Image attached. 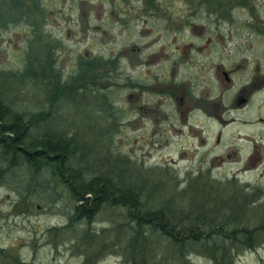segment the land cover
Listing matches in <instances>:
<instances>
[{
    "label": "rangeland",
    "instance_id": "374dc122",
    "mask_svg": "<svg viewBox=\"0 0 264 264\" xmlns=\"http://www.w3.org/2000/svg\"><path fill=\"white\" fill-rule=\"evenodd\" d=\"M148 2L41 0L47 23L39 49L53 46V67L44 76L40 69L27 76L30 27H0V96L17 112H48L37 132L70 139L72 163L84 167L87 178L107 175L141 189L143 203L168 209L178 228L186 223L217 233L188 242L182 252L149 226L136 237L125 207L103 205L90 223L71 222L75 201L51 167L35 173L0 145V264H264V162L243 170L244 162L231 155L232 142L216 143V126L199 113L184 122L168 102L152 113L131 108L137 96L154 108L161 98L141 93L138 83L166 64L160 57L136 65L135 46L155 45L141 51L147 58L185 41L178 29L183 24L215 25L199 0ZM81 57L101 62L87 72L90 82L88 74L78 76ZM58 79L62 85L54 92ZM233 229L254 238L227 237Z\"/></svg>",
    "mask_w": 264,
    "mask_h": 264
},
{
    "label": "flooded vegetation",
    "instance_id": "af4514ba",
    "mask_svg": "<svg viewBox=\"0 0 264 264\" xmlns=\"http://www.w3.org/2000/svg\"><path fill=\"white\" fill-rule=\"evenodd\" d=\"M198 4L207 6V18L214 26L189 19L192 24L178 28L186 33L185 41L166 44L147 58L141 51L155 45L135 46L136 65L160 57L166 58V64L155 78L143 74L146 83H138L141 93L161 98L153 100L154 108L140 103V96L131 108L152 113L158 104L168 102L184 122L199 113L216 126L215 142L229 139L234 146L231 155L244 162L243 170L252 169L264 162V5L255 0H199ZM232 4L235 9L228 6Z\"/></svg>",
    "mask_w": 264,
    "mask_h": 264
},
{
    "label": "trees",
    "instance_id": "16d2710c",
    "mask_svg": "<svg viewBox=\"0 0 264 264\" xmlns=\"http://www.w3.org/2000/svg\"><path fill=\"white\" fill-rule=\"evenodd\" d=\"M20 23L29 26L33 35L31 46L34 49L28 56L29 68L25 73L27 76L33 74L36 77L37 72L34 70L40 69V74L44 76L49 69L51 70L54 62L51 52L53 46L47 45L45 53L39 49V46L44 44L46 36L43 31L47 23L46 10L41 0H0V27L7 28ZM100 63L95 59L81 57L78 76L81 77L82 72L81 78L84 79L88 71H94ZM91 78L92 76L89 77L88 74L89 82ZM74 81L76 82L77 79L75 78ZM61 85L60 80L57 81L54 92ZM74 88L75 86L71 85L68 90L73 92ZM53 100L54 97L52 102ZM47 115L48 112L31 114L17 112L0 96V145L5 155L12 154L13 157L21 155L35 173L42 171L45 166L51 167L53 175L67 187L75 201L71 222L85 219L87 223H90L103 205L125 207L133 223L132 228L136 237H139L144 227L149 226L181 246L182 252L188 242H203L202 239H210L217 233L213 232L212 228L207 229L209 232H204L200 226L186 223L178 228L177 224L170 223L168 209H150L143 203L141 189L120 186L115 179L107 175L87 178L84 167L72 163L74 149L70 139L42 136L39 131L37 132L40 123L47 118ZM214 222L216 223L217 220ZM259 230H264V224L259 226ZM225 234L231 238H237L240 234L245 237V241H252L254 238L253 233L245 229H233Z\"/></svg>",
    "mask_w": 264,
    "mask_h": 264
}]
</instances>
